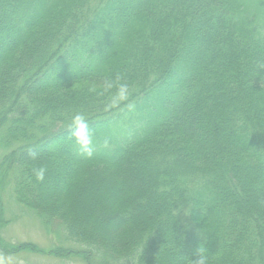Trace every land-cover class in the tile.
Masks as SVG:
<instances>
[{"label":"trees","instance_id":"1","mask_svg":"<svg viewBox=\"0 0 264 264\" xmlns=\"http://www.w3.org/2000/svg\"><path fill=\"white\" fill-rule=\"evenodd\" d=\"M262 64L264 0H0V228L9 190L78 245L57 257L189 264L200 247L208 264H264ZM116 74L133 111L89 91Z\"/></svg>","mask_w":264,"mask_h":264},{"label":"rangeland","instance_id":"2","mask_svg":"<svg viewBox=\"0 0 264 264\" xmlns=\"http://www.w3.org/2000/svg\"><path fill=\"white\" fill-rule=\"evenodd\" d=\"M2 154L3 151L0 152V157ZM2 195L8 222L1 225L0 237L4 242L14 246L27 242L36 244L42 249L39 252L21 250L6 254L0 247V255L6 258V264H87L77 254L57 257L49 253L51 248L62 243L78 247V245L65 240L66 231L60 222L54 221L52 224H46V219H43L34 210L25 209L19 205L9 190H6Z\"/></svg>","mask_w":264,"mask_h":264},{"label":"clouds","instance_id":"3","mask_svg":"<svg viewBox=\"0 0 264 264\" xmlns=\"http://www.w3.org/2000/svg\"><path fill=\"white\" fill-rule=\"evenodd\" d=\"M261 67H264V64ZM89 91H98V94L101 96L108 94L109 99L105 105L106 111L116 108L127 109L128 111L135 109V104L130 99L131 91L129 85L119 74L104 77L100 81L91 84ZM70 135L75 140L79 153L86 158H92L95 153L93 132L84 113L77 112L72 116ZM102 147H109V140L107 138L104 139ZM35 156L36 153L34 151L29 152L30 158H35ZM33 171L34 177L38 182H42L45 179L46 168L39 167ZM0 264H6V258L3 255H0ZM189 264H208V257L202 248L199 247L197 249L196 258L189 260Z\"/></svg>","mask_w":264,"mask_h":264}]
</instances>
